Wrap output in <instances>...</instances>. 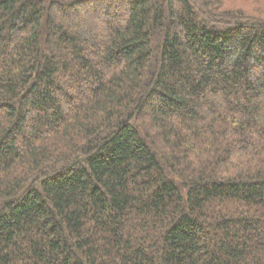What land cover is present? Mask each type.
<instances>
[{
	"label": "trees",
	"instance_id": "16d2710c",
	"mask_svg": "<svg viewBox=\"0 0 264 264\" xmlns=\"http://www.w3.org/2000/svg\"><path fill=\"white\" fill-rule=\"evenodd\" d=\"M0 0V264H264V0Z\"/></svg>",
	"mask_w": 264,
	"mask_h": 264
},
{
	"label": "rangeland",
	"instance_id": "374dc122",
	"mask_svg": "<svg viewBox=\"0 0 264 264\" xmlns=\"http://www.w3.org/2000/svg\"><path fill=\"white\" fill-rule=\"evenodd\" d=\"M245 2H246V4H247L248 8H249L250 6H252V4H253V3H252V4H249V3H250L249 0H245ZM236 4L239 5V6H241L240 4H242V1H241V0H237V1H236Z\"/></svg>",
	"mask_w": 264,
	"mask_h": 264
}]
</instances>
